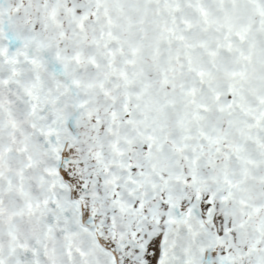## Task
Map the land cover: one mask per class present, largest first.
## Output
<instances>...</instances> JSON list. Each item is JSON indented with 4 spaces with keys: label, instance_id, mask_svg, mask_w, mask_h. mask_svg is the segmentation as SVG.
<instances>
[{
    "label": "snow or ice",
    "instance_id": "snow-or-ice-1",
    "mask_svg": "<svg viewBox=\"0 0 264 264\" xmlns=\"http://www.w3.org/2000/svg\"><path fill=\"white\" fill-rule=\"evenodd\" d=\"M0 264H264V0H0Z\"/></svg>",
    "mask_w": 264,
    "mask_h": 264
}]
</instances>
